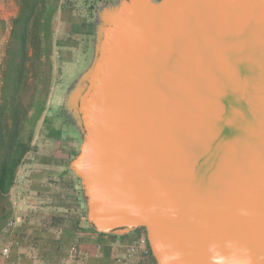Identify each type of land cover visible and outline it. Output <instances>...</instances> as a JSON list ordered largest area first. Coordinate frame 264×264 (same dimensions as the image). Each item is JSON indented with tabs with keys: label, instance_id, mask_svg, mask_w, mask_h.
<instances>
[{
	"label": "water",
	"instance_id": "1",
	"mask_svg": "<svg viewBox=\"0 0 264 264\" xmlns=\"http://www.w3.org/2000/svg\"><path fill=\"white\" fill-rule=\"evenodd\" d=\"M171 2L96 8L67 169L88 225L144 228L156 264H264V0Z\"/></svg>",
	"mask_w": 264,
	"mask_h": 264
},
{
	"label": "rangeland",
	"instance_id": "2",
	"mask_svg": "<svg viewBox=\"0 0 264 264\" xmlns=\"http://www.w3.org/2000/svg\"><path fill=\"white\" fill-rule=\"evenodd\" d=\"M1 1L0 12L1 9L12 7L9 3L11 0ZM14 1L18 5V11L15 14H11L10 11L5 12L4 16L1 13L5 18L0 15V38L3 41L0 50V104L3 94V74L9 69V60L17 59L18 53L13 37V21L19 14L20 3L18 0ZM116 1L59 0L51 20L50 50L44 51L45 44H43L42 49L38 50V53L42 54L43 64L40 66L37 62L32 67V72H37L43 78L49 75V83L44 86L40 79L38 83L35 79L31 81L34 84L27 92H21L23 105L28 109L24 136L30 137L31 149L25 154L9 193V209H11L9 220L14 218V207L25 193L26 177L23 174V165L26 163L40 170L42 176L44 175L50 183V188L46 191L48 195L52 197L60 195V198L64 195L73 200L75 195L73 189L68 187L65 179L60 182L54 179L53 173L57 164H61L63 171L67 169L68 162L77 153L80 144L79 137L75 136L79 135L75 125L62 113V101L68 87L88 66L92 58L94 18L90 17L88 7ZM47 57L51 64L46 63ZM48 65H51V69H48ZM32 72L29 71L30 75ZM78 190L81 193L80 184Z\"/></svg>",
	"mask_w": 264,
	"mask_h": 264
},
{
	"label": "crops",
	"instance_id": "3",
	"mask_svg": "<svg viewBox=\"0 0 264 264\" xmlns=\"http://www.w3.org/2000/svg\"><path fill=\"white\" fill-rule=\"evenodd\" d=\"M1 2L0 0V4ZM9 3L12 7L1 9V17L5 12L15 14L18 11L14 0ZM2 44L0 38V50ZM23 166L26 189L24 196L14 207L15 222L2 231L0 264H121L117 257L124 255L126 245L134 239V231L116 235L93 230L87 223L84 201L78 190L79 181L68 169L63 171L61 164H57L53 171L54 179L59 182L64 179L67 181L68 187L75 194L73 200L69 196L63 195L60 198V195H48L46 191L50 188V183L40 170L27 163ZM8 243L11 244L10 253L4 255L2 249ZM73 244L78 248L77 257L65 263ZM138 260L134 258L131 262L134 264ZM140 262L153 264L148 259Z\"/></svg>",
	"mask_w": 264,
	"mask_h": 264
},
{
	"label": "trees",
	"instance_id": "4",
	"mask_svg": "<svg viewBox=\"0 0 264 264\" xmlns=\"http://www.w3.org/2000/svg\"><path fill=\"white\" fill-rule=\"evenodd\" d=\"M18 1L20 11L13 21V37L18 48L17 59L9 60V69L3 74L0 104V236L11 214L9 193L15 182L17 170L25 154L31 149L30 137L24 136L28 109L23 105L21 92H27L34 84L31 81L35 79L37 83L40 79L44 86L49 83V75L43 78L37 72H32V67L37 62L40 66L43 64L42 54L38 53L43 44L44 51L50 50L51 20L59 3V0ZM96 8L94 4L88 7L92 19ZM46 60L47 64H51L48 57ZM49 68L51 69V65H48ZM62 113L71 121L64 110Z\"/></svg>",
	"mask_w": 264,
	"mask_h": 264
},
{
	"label": "built area",
	"instance_id": "5",
	"mask_svg": "<svg viewBox=\"0 0 264 264\" xmlns=\"http://www.w3.org/2000/svg\"><path fill=\"white\" fill-rule=\"evenodd\" d=\"M14 222H15L14 218L10 219L7 223V226L13 224ZM134 233H135L134 239L126 245V251L124 255H119L117 257V261L121 264H129L132 263L131 261L134 260V258H137L139 260L136 261V263L134 264H144V262L143 263L140 262L143 259L144 260L148 259L150 262H153V264H156L146 230L140 227L135 229ZM10 247H11L10 243L4 246L2 249V254L9 255ZM77 254H78L77 245L73 244L69 249V253L65 260V263H69L75 260Z\"/></svg>",
	"mask_w": 264,
	"mask_h": 264
},
{
	"label": "bare ground",
	"instance_id": "6",
	"mask_svg": "<svg viewBox=\"0 0 264 264\" xmlns=\"http://www.w3.org/2000/svg\"><path fill=\"white\" fill-rule=\"evenodd\" d=\"M194 2H197V0H193ZM190 4L187 2V0H172L171 2V6L170 7H188ZM156 60V59H155ZM158 64V63H156ZM162 67V66H161ZM141 90H143V94L147 93L146 95H149V91H151L150 89H146L145 85H142ZM223 223V220L222 222ZM228 225V222L224 220V225L221 228H224V230H226ZM239 234H242L241 231L239 232ZM239 234H235V238L239 237ZM226 238H229V235L225 236ZM241 240V238H240Z\"/></svg>",
	"mask_w": 264,
	"mask_h": 264
},
{
	"label": "flooded vegetation",
	"instance_id": "7",
	"mask_svg": "<svg viewBox=\"0 0 264 264\" xmlns=\"http://www.w3.org/2000/svg\"><path fill=\"white\" fill-rule=\"evenodd\" d=\"M156 1H157V0H156ZM95 7H99V5H98V6L95 5ZM91 53H92V50H91Z\"/></svg>",
	"mask_w": 264,
	"mask_h": 264
}]
</instances>
